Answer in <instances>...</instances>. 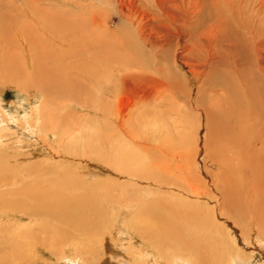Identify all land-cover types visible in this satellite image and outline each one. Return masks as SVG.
Masks as SVG:
<instances>
[{
	"label": "rangeland",
	"instance_id": "rangeland-1",
	"mask_svg": "<svg viewBox=\"0 0 264 264\" xmlns=\"http://www.w3.org/2000/svg\"><path fill=\"white\" fill-rule=\"evenodd\" d=\"M214 1L0 0V104L3 114L18 123L17 118L26 111L31 112L47 103L51 96H46L44 82H53L58 73L76 88L67 98L61 99V106L56 108L61 122L70 125V128L67 127L69 136L65 137L75 139L77 130L81 129L79 124L101 122L99 126L103 125L100 127L102 134L126 142L145 156L151 165H183L184 158L191 159L192 154H187L193 153L196 143L198 147L205 144L204 112L187 104L188 92L189 97L194 98L198 92L196 85L199 84L201 103L214 107L213 121H217L213 122V128L219 129L223 144L229 145L227 141L236 131L235 112L240 98H245V92L239 83L233 85L235 81L227 72L244 67V62L253 63L255 70L257 63L264 66V0H230L231 3L229 0H224L225 3L223 0ZM245 21L253 24L241 25ZM250 29L251 33L248 34ZM244 35L248 38H244ZM43 67L48 71L45 72ZM123 73L128 77L121 83ZM256 83L261 84L257 79ZM119 110L122 118L120 122L115 117ZM17 123L10 122L14 127L0 131V138H5L2 140L8 144L6 149L11 153L15 152L14 146H19L17 143L14 145L18 138L21 145L23 143L26 147L23 152L29 153L30 157L26 158L28 163L32 162L35 166L39 163L41 168L35 169L33 166L29 171L15 173L12 169L16 167L13 166L16 162H10L8 171L4 169L0 173V189L14 187L27 180L33 183L44 180L51 184L49 175L54 163L56 167L65 164V171L78 170L81 177L84 176L83 172L92 169L85 163V160L92 161L88 156L67 158L60 148V142H57L65 134L62 129L57 137L52 135L51 125L50 128L47 125L40 135H30L21 123H18L19 126ZM200 123L203 127L196 131V125ZM121 124L122 130L119 127ZM45 130H49L50 134H46ZM120 131L122 136H118ZM3 149H0V157ZM70 161L74 167L68 165ZM94 171L95 177L90 175L89 181L99 178L100 182L97 183H104L107 177L118 180L106 170ZM88 178L84 182L91 183ZM179 179L182 183H194L196 187L203 183L198 180L199 174L194 176L187 173L180 175ZM211 201L203 200V206L208 207H204L205 210L210 213L213 206ZM0 214L5 213L0 211ZM2 220L1 227L7 225L10 229L0 232V264H66L61 257L70 255L73 258L76 252L67 243L59 242V233L45 235L33 229L28 232L27 229L16 227L19 224L27 225L30 221H18L11 216ZM226 220L237 229L239 240L235 246L239 251L244 256L252 254L257 260V263H253L264 264V250L255 241L257 235H264L255 232L251 239L253 243H246L241 235L243 228L248 230L246 224L240 225L234 221L236 219L226 217L215 219L214 224H207L206 231L199 234L207 241L208 247L217 239L215 245L221 250L216 249L213 253V249L206 246L199 250L198 245L194 244L197 252L207 255V264H212L216 259V262L225 264L227 260L226 229L230 226H227Z\"/></svg>",
	"mask_w": 264,
	"mask_h": 264
},
{
	"label": "bare ground",
	"instance_id": "bare-ground-1",
	"mask_svg": "<svg viewBox=\"0 0 264 264\" xmlns=\"http://www.w3.org/2000/svg\"><path fill=\"white\" fill-rule=\"evenodd\" d=\"M229 3H231L230 0ZM187 6L186 8H188ZM226 8L228 9V7ZM165 12L167 11L165 10ZM195 14L197 15V13ZM166 15L169 16L168 13ZM197 18L195 19L197 20ZM245 22L241 25L253 24L254 20ZM200 23L202 22L200 21ZM244 33L246 32L244 31ZM250 33L251 29L248 34ZM243 37L248 38L245 35ZM243 37L241 38L244 39ZM244 41L246 42L245 39ZM155 53L157 55V52ZM244 65V67L241 66L242 68L227 72L232 77V81H235L233 85L239 83L245 92V98H240L241 103L239 102V107L237 106L238 109L235 112L236 131L234 136L227 141L229 145L223 144L219 129L213 128V122L217 119L213 121L215 115L212 114L213 106L209 107L203 102L201 103L200 85H196L198 92L194 98L189 97L188 92L187 104L196 110L200 109L205 115L204 127L202 125L205 130V144L202 147L195 144L193 153L187 154H192L191 159L184 158V166L180 164L172 166L164 161L165 164L162 165H151L145 156L129 147L126 142L102 134L100 132L102 124L99 126L101 122L97 124L94 121L95 123L92 125L79 124L81 129L77 130L78 134L75 139L65 137L69 134L67 132L70 131L68 129L70 125L66 126L64 122H61L62 119L57 117L56 108L61 106L59 101L67 98L76 88L57 73L53 82H44L43 89H45L46 96H51L49 101L31 112L26 111L22 117L17 118V121L21 123L22 128L27 129L30 135H38L47 125H51L52 127L48 128L53 132H51L52 135L57 137L60 133L59 130L62 129L61 131H65V134L60 136L61 138L57 142H60V148L67 158L88 156L87 158L92 161L85 160V163L92 169H85L86 172H83L82 178L78 175V170L65 171L63 170L65 164L63 167L61 165L56 167L54 163L53 170L49 175L52 179L51 184H47L44 180V182L40 181L41 183L27 180L28 182H22L14 187L0 189V209H4L0 211L5 213L4 215L0 214V224L3 223L2 219L5 220L6 217L11 216L18 221H30L29 227L28 224H19L15 225L16 229H27L28 232L33 229L44 234L59 233L60 235H58L61 237L59 242L67 243L77 252L73 258L70 255L61 257L64 258L63 261L66 264H207V255L197 252L196 245L199 250L203 246L213 249V253L214 250H221V248L215 245L217 239L214 240V244L212 243L208 247L207 241L203 240L204 237L199 234L206 231L207 224H214L213 221L221 217L236 219L234 221L240 225L245 223L248 230L243 228L242 240L246 243H253L251 240L253 233L264 235V66L257 63L258 66L255 70L251 62H244ZM45 68L42 69L47 72L48 69ZM127 77L128 75L123 73L120 78L121 83ZM256 79L261 84H257ZM77 87L79 88L80 85ZM89 95L91 96V94ZM201 106L202 108H200ZM0 108V131L11 130V127H14L13 125L17 122L12 118L7 119V115L5 116L2 112L1 104ZM197 113L199 114V111ZM96 114L98 113L96 112ZM120 115L119 110L115 114L118 122L122 119ZM10 122H14V124L11 126ZM18 123L17 126H19ZM122 125L119 126L121 130ZM165 126L167 125L165 124ZM196 126L195 130L198 131L201 123ZM77 129L79 128L77 127ZM21 131L26 133L25 130ZM45 132L50 134L49 130H45ZM119 133L118 136L123 135V133L121 135V131ZM2 138H0V149L4 147L2 150L4 156L0 157V173L4 169L7 170L10 162H16L13 164L16 167L11 168L15 173L22 172V170L29 171V169H33V166L35 169L41 168L39 163H36V166L32 162L28 163L29 153L23 152L26 147L23 143L21 145L18 138L14 145L17 143L19 146L15 147L12 144L15 150L13 153L6 149L8 144ZM31 155L34 154L31 153ZM18 159H22V161H18ZM72 162H68V165H73ZM93 168L106 170L118 177L119 181L108 177L104 183H97L100 182L99 178L89 181L90 175L95 177ZM187 173L194 176L199 174L200 179L198 180H202L203 183H200L199 187H196L194 183H182L179 177ZM57 177L58 179H56ZM59 177H62L61 180ZM87 178L92 184L84 182V179ZM203 200L213 201L212 213L205 210L208 207L203 206ZM227 224L230 227L226 229L228 243L225 245L228 248V256L225 264H255L252 254L244 256L235 246L239 240L236 235L237 229L232 225L233 223L230 224L228 221ZM206 226L207 228H205ZM2 227L0 225V232H7L6 229H10L9 226L7 228V225ZM197 232L198 234H196ZM70 234L73 236L69 237ZM207 238L210 236L207 235ZM255 241L264 250V237L257 235ZM222 249H224L223 246ZM214 256L217 258L216 254ZM216 260L212 261V264L220 262H216Z\"/></svg>",
	"mask_w": 264,
	"mask_h": 264
}]
</instances>
